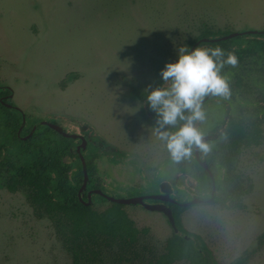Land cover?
I'll return each instance as SVG.
<instances>
[{
  "label": "rangeland",
  "instance_id": "obj_1",
  "mask_svg": "<svg viewBox=\"0 0 264 264\" xmlns=\"http://www.w3.org/2000/svg\"><path fill=\"white\" fill-rule=\"evenodd\" d=\"M203 20L233 31L264 29V0H0V83L31 119L102 140L94 143L99 175L109 180L105 193L156 191L154 183L174 169L160 168L169 152L141 118L142 106H149L140 97L176 58L173 38L187 44ZM229 106L218 97L203 105V135L220 125ZM238 168L252 182L242 207L203 204L182 214L184 227L200 235L221 263L256 247L264 233V140L244 149ZM184 180L182 186L196 192L194 176ZM134 207L127 212L138 226L149 225L161 241L171 234L163 213ZM0 264H71L50 221L1 181ZM248 264H264V245Z\"/></svg>",
  "mask_w": 264,
  "mask_h": 264
},
{
  "label": "trees",
  "instance_id": "obj_2",
  "mask_svg": "<svg viewBox=\"0 0 264 264\" xmlns=\"http://www.w3.org/2000/svg\"><path fill=\"white\" fill-rule=\"evenodd\" d=\"M231 31L228 25L222 27L203 20L197 34L188 39L187 44ZM217 45L235 52L237 62L221 69L228 82V96L211 95L206 100L218 97L228 101L230 115L223 134L205 142L208 150L203 151V157L216 180L217 194L211 204L242 207L252 182L239 170L238 160L244 149L259 146L264 140V34H245L223 41L201 42L198 46ZM160 83L158 75L155 86ZM7 93V88L0 87V98ZM141 96L144 97V92ZM233 105L238 107V113H233ZM22 121L17 109L4 106L0 101V181L9 192H22L34 214L50 221L71 264H248L264 245L262 233L256 247L245 250L228 263H221L199 235L193 240L173 232L161 241L150 227L136 224L125 204L101 196L100 200L106 204L104 208L96 201L85 204L78 197L83 181L82 163L77 154L70 152L74 140L47 125H38L32 135L22 139L38 119L26 116L25 125L18 133ZM182 123L178 121L176 127ZM193 151L188 158L208 195L212 188L211 177L196 162ZM67 155L69 158L65 161ZM84 156L92 179L96 163L90 154ZM73 168L78 170L73 171ZM185 209L181 206L173 209L181 229L180 214Z\"/></svg>",
  "mask_w": 264,
  "mask_h": 264
},
{
  "label": "clouds",
  "instance_id": "obj_3",
  "mask_svg": "<svg viewBox=\"0 0 264 264\" xmlns=\"http://www.w3.org/2000/svg\"><path fill=\"white\" fill-rule=\"evenodd\" d=\"M176 59L160 69V84L146 87L144 100L155 112L154 134L173 160L189 157L194 148L207 151L197 126L205 120L201 100L208 94L227 97L229 86L221 74L224 65H235V52L220 46H192L173 38ZM178 121H183L176 127ZM175 130H171V129Z\"/></svg>",
  "mask_w": 264,
  "mask_h": 264
},
{
  "label": "flooded vegetation",
  "instance_id": "obj_4",
  "mask_svg": "<svg viewBox=\"0 0 264 264\" xmlns=\"http://www.w3.org/2000/svg\"><path fill=\"white\" fill-rule=\"evenodd\" d=\"M0 87H5L9 90V93H10V89L8 86L6 85H0ZM5 94L3 95L1 98H0V101L2 102V104L4 106H7L9 107L7 104L10 103V104H14L12 103L13 101V97H7V95L9 94ZM144 98V97H143ZM140 97V100H143L145 102V100ZM204 103L206 104L207 102H203V100L201 101V106L203 108V105ZM145 104V103H144ZM144 106V105H143ZM141 108V111H140V116L142 119H145L147 121V123H149L152 127L154 126L155 124V120H156V115L152 112V109L149 107L146 108V110H144V108ZM146 107H147V104H146ZM9 108H12V107H9ZM230 108V107H229ZM229 108L227 109V112L224 116V119L222 120V122L219 124H215V126H213V129L210 131V132H207L205 133L204 135L206 134H210V133H216L218 132L219 130H221L224 126V130H225V123L226 121L228 120L229 118V115H230V111H229ZM15 109V108H14ZM37 122V121H36ZM35 122V123H36ZM53 122V121H52ZM56 123V122H55ZM149 125V126H150ZM197 126L200 128V130L202 131L203 129V121L202 122H198ZM171 130H175L174 128L171 129ZM68 131V130H67ZM57 132V131H56ZM70 132V131H69ZM73 133H77V134H82L85 136V138L87 139V146L85 149L82 150V153H83V156L84 154H90L91 157H93V162L96 163V167H97V170L96 172L93 174V177L91 179V177L89 176V173H88V169H87V173H88V176H89V179L87 181V185H86V188L85 190L82 192V199L83 201H88L89 200V192H92L91 194V203L96 201L97 204H100V205H103L105 204L102 200H100V194H97L96 192H93V190H96V189H101L103 190V186L107 184V182H109V180L106 178L107 174L105 175V179L102 180V178L100 177L99 175V172H98V166H97V160L99 159L100 157V152H98V147L95 145L94 142H102V140L96 135V134H88L86 131H81L77 129L76 132H73ZM203 133V132H202ZM27 135V134H26ZM26 135H23V136H26ZM203 135V136H204ZM22 136V139H24ZM202 136V138H203ZM221 136V135H220ZM219 136V137H220ZM218 137V138H219ZM26 139V138H25ZM74 142H73V146L70 147V152L71 153H75L79 156L80 160H81V157L80 155L77 153L76 151V148L77 146L80 144L81 140L79 138L77 139H73ZM216 140V139H215ZM208 141H213V140H208ZM207 142V141H205ZM111 146V145H110ZM112 147H109V149H111ZM113 152H117L116 149H114V147L112 148ZM194 150V149H193ZM111 151V152H112ZM107 152V151H106ZM121 153H123V151H120ZM194 153V151H193ZM200 154H201V158H204L203 157V151L200 150ZM66 158V159H65ZM69 158V156H65L64 157V160L67 161ZM85 158V156H84ZM194 159H195V153H194ZM196 160V159H195ZM86 161V160H85ZM197 162V161H196ZM81 163H82V160H81ZM165 164V165H164ZM199 164V163H198ZM148 165V164H147ZM170 166L169 169H174L173 171V174L172 176L170 175V177L168 178H162V179H159V181L157 180V174H156V177H154L153 179L157 180L154 184L157 186V190L156 191H151L149 193H141L139 195H148V194H155V193H160L161 192V183L164 182V181H167L169 182L170 186L168 187L169 190H170V193H169V199H164V200H158V199H151V198H148V199H145V201L147 203H163L165 205H167L171 212L173 213V209H175V206H181V207H185L186 209H189L190 207H193V206H196V205H203V204H211L212 202L210 203H204V202H198V203H194V204H191L189 206H183V205H180L178 202H186V201H189L191 200L194 196H199V197H202V198H208L210 196V194H206L204 191H203V186L202 184L200 183L199 179L196 177L194 171H193V168H192V164L190 162V159L188 157L186 158H181L180 160H173L169 154L168 158L166 159L165 162H163L160 166L161 167H165V166ZM200 165V164H199ZM87 167V165H86ZM148 169L151 171H154V167L153 166H150L148 165ZM74 170H78V168H73V171ZM82 171H83V166H82ZM189 175H193L194 178H195V188H196V192L194 193H191L188 189V187L186 186H182V181H185L184 179L187 178ZM83 180H84V172H83ZM82 184H83V181H82ZM82 184L80 185V187L82 186ZM80 187L78 188V197L79 199L81 200L80 196H79V189ZM104 191V190H103ZM211 192V191H210ZM217 194V192H216ZM86 199H85V198ZM103 197V196H101ZM105 198V197H103ZM106 199V198H105ZM108 200V199H107ZM82 201V200H81ZM112 201V200H110ZM90 203V204H91ZM126 205V210H127V206H129V204H125ZM132 206H135L134 208L132 209H141V210H149V211H154L152 209H150L149 207L145 206V205H142V204H136V205H132ZM105 207V206H104ZM102 207V208H104ZM185 209V210H186ZM184 210V211H185ZM183 211V212H184ZM158 212H161L164 214V216L166 217L169 225H170V228H171V234L173 232L175 233H181L183 234L186 238H189V239H193V240H196L195 238V235H198V234H195V233H191L189 232L183 225V222H182V214L183 212L180 214V223L183 227V229H181V227L177 224V221H176V217H175V221H176V225H177V230L174 229V227L170 224L169 222V218L167 217L166 213L165 212H162V211H158ZM129 214V213H128ZM174 214V213H173ZM130 215V214H129ZM131 217V216H130ZM132 218V217H131ZM133 219V218H132ZM135 221V219H134ZM136 222V221H135ZM144 226H148L150 227L149 225H142V226H139V227H144ZM151 229V227H150ZM185 231L191 233L192 235H188L186 234ZM151 232H152V229H151ZM153 234V233H152ZM170 234V235H171ZM154 235V234H153ZM155 236V235H154ZM169 236V235H168ZM167 236V237H168ZM200 236V235H199ZM156 237V236H155ZM165 239V238H164ZM205 241V240H204ZM210 249V248H209Z\"/></svg>",
  "mask_w": 264,
  "mask_h": 264
},
{
  "label": "water",
  "instance_id": "obj_5",
  "mask_svg": "<svg viewBox=\"0 0 264 264\" xmlns=\"http://www.w3.org/2000/svg\"><path fill=\"white\" fill-rule=\"evenodd\" d=\"M245 34H264V29L262 28H247V29H242V30H234L231 31L229 33L220 35V36H215V37H201L199 38L192 46H198L201 42H216V41H223V40H228L231 38H235L237 36H241V35H245ZM10 89V93L7 95V97H13V90L9 87ZM211 96V94L206 95L205 97H203V101H206L207 99H209ZM201 100V101H202ZM9 107L15 108L17 109L21 114H22V125L18 131V133L21 132L23 126L25 125L26 122V114L22 111V109H20L17 105L15 104H7ZM38 125H47L51 128H53L54 130H56L59 134L63 135L64 137L67 138H72V139H77L79 138L81 140L80 144L77 146L76 151L77 153L80 155L81 160H82V166H83V172H84V180H83V184L79 189V196L82 200V202H84L85 204H90L91 203V194L92 192H89V200L88 201H83L82 199V192L85 190L86 185H87V181L89 179L88 173H87V167H86V161L85 158L83 156L82 150L86 148L87 146V139L85 138L84 135L82 134H77V133H73V132H69L67 131L63 126H61L58 123L52 122V121H48V120H38L34 126L31 129V132L29 134H27L26 136H23V138H27L30 135H32L36 129V127ZM224 132V126L221 130H219L216 133H210V134H206L203 136V141H208V140H215L217 139L220 135H222ZM194 153H195V159L196 161L200 164V166L202 168H204L208 174L211 177V183H212V188H211V192H210V196L208 198H202L199 196H194L191 200L186 201V202H178L180 205L183 206H189L191 204L194 203H198V202H204V203H210L214 200L215 196H216V180H215V175L213 173V171L211 170L208 161L206 158H201V154H200V149L199 148H194ZM66 159V158H65ZM170 184L167 181H164L161 183V192L160 193H153V194H148V195H137V196H131V197H116V196H112L109 195L107 193H105L103 190L101 189H96L93 190V192H96L97 194H100L101 196L105 197L108 200H112L121 204H129V205H136V204H142L145 205L147 207H149L150 209L154 210V211H162L165 212L167 217L169 218V222L170 224L174 227L175 230H177V225H176V221H175V217L174 214L171 212L170 208L163 204V203H147L145 201V199L151 198V199H158V200H164V199H169V187Z\"/></svg>",
  "mask_w": 264,
  "mask_h": 264
}]
</instances>
